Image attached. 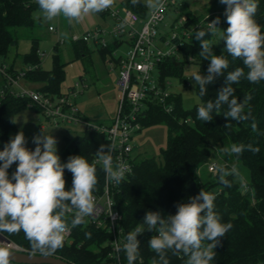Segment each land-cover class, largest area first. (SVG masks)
Returning <instances> with one entry per match:
<instances>
[{"label": "trees", "instance_id": "16d2710c", "mask_svg": "<svg viewBox=\"0 0 264 264\" xmlns=\"http://www.w3.org/2000/svg\"><path fill=\"white\" fill-rule=\"evenodd\" d=\"M121 6L131 9L140 17H145L148 12L142 0H138L136 4H133L132 0H123ZM177 7L175 6V10H178ZM37 9L39 7L36 0H0V60L5 61L8 49L17 45L15 29L31 30L36 27L33 12ZM206 14H212L210 17L212 21L220 17V23L217 25L219 30L222 31L228 27L224 12L217 10ZM186 16V26L201 21L199 17ZM256 20L264 31V0L259 2ZM58 42L53 46L50 69H42L40 66L36 38H32L30 50L24 54L20 67V69L24 66L27 68L26 81L37 83L38 87L35 89L52 97L61 95V84L65 78L66 62H63L60 57ZM70 43L76 58H81L82 62L85 61V64L89 65L91 63L89 45L82 41L70 40ZM114 47L109 45L105 48H96L104 56L107 53L111 54ZM200 52V42L194 40L191 35L186 40H182L179 45L180 55L166 57L158 64L163 86L170 77H176L183 83L187 82L182 74L184 63L188 60L198 65L197 72L202 75L207 74L210 60L202 58ZM213 53L224 54L223 50H218L214 46ZM228 59L229 68L223 75L216 77L213 83L207 85V91L203 97L199 96L197 82L195 92L199 102L192 108L184 109L180 95L172 92L168 99L174 106L171 113H166L159 103L148 102L145 115L141 118L142 128L152 124H164L167 128L166 146L161 150L162 161L157 162L153 157L139 161L134 159L132 173L119 184L115 203L121 214V226L125 236L128 231L140 224L147 212L160 210L167 215L174 214L178 203L186 201L190 196H195L201 190L207 192L216 188L213 193L216 196L214 202L216 211L221 214L223 221L231 222L233 228L221 238L213 264H264V81L251 83L242 77L238 84L233 85L238 102L249 95L252 97L250 101H247L244 109V112L250 113V116L243 122L226 118L223 115V112L227 110L226 105L219 113L213 112L212 121L203 122L197 118L196 114L199 104L209 100L214 101L217 98L226 84L228 72L241 67L246 76L248 69L241 59L233 60L231 57ZM16 69L14 63L9 64L10 72L14 73ZM3 82L4 79H1L0 83ZM9 89H6L4 95L0 97V149L9 140V133L16 129L14 121L16 113L26 107L40 112L36 106L29 104L30 100L27 97L16 95ZM81 117L87 120L83 114ZM186 119L189 121H185ZM252 124L256 127L253 128ZM234 143L252 144L259 151L253 152L246 149L239 155L223 152L224 147H230ZM101 145L104 146L105 152L109 151L105 134L85 128L69 140L68 146L60 155L61 162H66L71 155H83L90 162L94 161ZM214 155L221 158V162H215L216 164H223L226 169L232 167L238 169V176L226 177L229 181L228 185L220 182L216 173H210L207 170V164L213 162L211 156ZM96 165L98 176L96 189L100 190L103 185V168ZM64 175L66 190H68L71 187L72 174L69 170H65ZM241 178L248 183L247 191H242ZM72 215L73 213H69V218ZM1 234L29 253L43 254L33 250L32 242L26 238L22 230L17 233ZM154 234H156L154 231L147 229L142 234H138L137 239L141 242L138 258L142 260L139 264H152L155 253L149 248L148 241ZM70 238V243L64 241L63 247L48 255L59 257L70 264H108L112 260L109 243L111 235L106 229L96 227L85 219L83 224L71 228ZM121 256L122 261L126 262L123 251ZM169 259L171 264H185L187 258L169 253Z\"/></svg>", "mask_w": 264, "mask_h": 264}, {"label": "clouds", "instance_id": "9594fccd", "mask_svg": "<svg viewBox=\"0 0 264 264\" xmlns=\"http://www.w3.org/2000/svg\"><path fill=\"white\" fill-rule=\"evenodd\" d=\"M162 0H149V7L155 9L161 6ZM260 0H219L225 5L224 16L228 27L220 33L224 42L221 55L213 53L211 39L204 37L211 33L220 23V17L211 22L212 27L196 30L195 39L200 41V56L209 59L207 74L193 72L192 77L199 85V96L203 97L207 85L224 74L229 68V59H241L248 69L236 67L227 73L226 84L214 101H207L197 106V118L203 122L213 120V112H223L226 118L236 122L248 119L250 113H245L247 101L251 96L238 102L234 94V84L242 77L251 83L264 81V31L256 20ZM43 14L44 21H52L63 16L71 21L79 19L88 13H100L110 8L113 0H36ZM133 4L138 0H132ZM123 27V25H121ZM255 128L256 125L252 124ZM34 149L26 146L23 131L17 132L0 149V233H17L21 230L32 242L33 250L44 255L63 247L67 233L84 223L85 217L95 214L97 205L94 192L98 184L96 161H91L83 155H71L66 162H61L58 155V141L53 135H34ZM258 152L252 144H232L224 147L226 154L239 155L245 150ZM97 159L102 162L106 181L119 185L124 179L129 166L123 162H114L111 150L104 151L101 145L97 150ZM15 163V170L9 169ZM65 170L72 174L71 187L66 190ZM220 182L229 184L227 176H238L236 167L226 169L223 164L214 166ZM216 196L201 190L195 196L176 205V212L167 216L160 210L149 211L143 217V222L128 231L120 250L126 256L127 264H136L140 256L141 242L137 239L145 229L154 231L148 241V246L155 256L152 264H171L169 253L174 256L186 257L185 264H213L216 249L232 228L231 222L223 221L216 211ZM73 213L69 218L68 214ZM113 215H116L113 213ZM89 235V233H86ZM14 253L6 242H0V264H12Z\"/></svg>", "mask_w": 264, "mask_h": 264}, {"label": "built area", "instance_id": "2783aa9c", "mask_svg": "<svg viewBox=\"0 0 264 264\" xmlns=\"http://www.w3.org/2000/svg\"><path fill=\"white\" fill-rule=\"evenodd\" d=\"M172 5L177 7L181 4L177 3V0H162L161 6L155 9L149 8L145 17H140L125 6L110 7L100 12L103 17L111 21L108 27L91 29L79 37L70 36V40L73 42L92 43L98 48H105L110 44L115 46L111 54L108 55L111 57L109 59L111 69L116 71L120 95L116 113L110 123H93L81 117L82 114L76 107L75 99L82 92L81 88L86 87L82 80L66 90H62L61 95L52 97L37 89L23 87L20 81L25 80L27 68H17L16 72L12 73L9 71V64L2 60H0V80L4 79V82L0 83V97L4 95L6 89L10 88L9 90L14 94L27 97L30 100L29 104L36 106L40 114L54 125L83 122L86 128L104 133L114 162H123L129 166L124 177L126 178L132 173L134 165L132 138L142 129L141 118L145 115L148 102L159 103L166 113H171L174 109L173 103L168 101L171 92L167 90L166 86L169 83L165 81L164 86L161 83L158 64L166 57L180 55L179 45L182 40L190 37L192 30L212 27L210 19L212 14H205L199 23L186 26L187 16L174 10L178 16L172 23L171 32L161 34L158 31V26ZM49 30H53V28L49 26ZM60 41L64 42V39ZM124 41L128 44L125 55L113 57L116 48ZM37 53L40 58L44 55L39 50ZM185 121H189V119ZM94 161L102 167V162L97 157L94 158ZM215 165H217L215 162L208 163V172L215 173ZM240 185L242 191L249 189L244 178L240 179ZM118 192L119 185L107 182L103 170L102 188L96 189L94 192L97 205L95 214L85 217L89 223L106 229L111 235L109 243L112 260L108 264H127V261H122V250H120L125 236L121 226V214L115 203V196ZM70 235L71 229L65 237V242H71ZM12 244H10L11 247L20 249L17 245L13 244L12 246ZM141 261V258H138L136 264Z\"/></svg>", "mask_w": 264, "mask_h": 264}, {"label": "rangeland", "instance_id": "374dc122", "mask_svg": "<svg viewBox=\"0 0 264 264\" xmlns=\"http://www.w3.org/2000/svg\"><path fill=\"white\" fill-rule=\"evenodd\" d=\"M147 8L149 7V0H142ZM123 0H113L111 8H117L122 5ZM177 3L181 5L177 7L178 12L184 15L202 17L209 12H215L216 10L223 11L225 5L219 3V0H177ZM175 6H170L167 10L163 21L158 26V31L161 34H169L172 23L177 18L178 14L174 12ZM33 17L37 23L33 29L20 28L15 29L17 35V45L8 49L5 61L8 64L14 63L15 67L20 68L22 66V60L25 53H28L31 47L32 38L38 40V50L43 52L44 55L40 58V66L42 69H50L52 64L53 46L58 42V50L63 62H66L65 66V78L61 84V89L64 91L68 87H71L76 82H82L86 87H82V92L78 94L75 99V104L78 109L84 112L85 108L97 109L103 112V116L90 118L89 122L107 124L111 121L116 113L117 103L119 99V89L117 85L116 71L111 69V58L108 53L104 56L101 55L96 46L89 43L91 50L90 58L91 63L89 65L82 62L81 58H76L72 46L70 43V36H81L84 32L94 28H106L111 24V21L103 17L101 13H88L83 15L79 21H69L67 18L61 16L56 17L52 21H44L43 14L40 9L33 12ZM49 26L53 30H49ZM195 29L192 30L191 36L195 39ZM214 35L208 33L204 39H211L213 46L218 50L224 49V42L220 40L221 30L214 29ZM64 39V42L60 40ZM110 40V39H108ZM200 42V41H199ZM111 45V44H110ZM128 50V44L124 41L115 50V55L124 56ZM24 66V65H23ZM25 67V66H24ZM198 65L190 60L184 63L182 76L189 83L180 82L176 77L167 78L169 85L166 86L169 92L179 94L181 97V104L184 109H190L194 104L199 102V98L195 92L197 82L192 77L193 72H197ZM20 84L28 89H35L38 87L37 83H31L26 80H21ZM31 110L30 107H26L19 111L18 114H24L23 111ZM33 110V109H32ZM39 118L46 125L45 135H53L57 141L58 155L60 156L62 151L69 144V140L80 134L86 127L83 122L77 124H58L54 125L48 122L41 114ZM167 128L164 124H152L143 127L139 132L133 135V157L139 161L143 158L153 157L157 162L162 161L161 150L166 146ZM213 162L220 163L221 158L217 155L211 156ZM206 173V169H204ZM204 173V174H205ZM216 188L210 189L207 192L214 193ZM162 215L167 216L162 212ZM143 222H140V224ZM14 244V243H13ZM22 249V248H20ZM23 250V249H22Z\"/></svg>", "mask_w": 264, "mask_h": 264}, {"label": "crops", "instance_id": "0c3cea01", "mask_svg": "<svg viewBox=\"0 0 264 264\" xmlns=\"http://www.w3.org/2000/svg\"><path fill=\"white\" fill-rule=\"evenodd\" d=\"M79 111L86 117L87 120L89 119V117L90 118H96V117L99 118V117L103 116V112H100L94 108L89 109L86 107L84 112H82L80 109H79ZM23 113L24 114H18L17 116L15 115L14 121L16 124V129L9 133V139L12 136H14L17 132L23 131L25 138H26V141H27L26 146L29 149H34L35 145L32 142V137L34 135H40L42 133L45 134L46 125L41 121V118H39L40 112H38L34 108H31L30 111L29 110L23 111ZM113 118L111 119V121L113 120ZM15 167H16V165L14 163L12 165V167L9 169V172L11 173V171L15 170Z\"/></svg>", "mask_w": 264, "mask_h": 264}, {"label": "water", "instance_id": "95a60500", "mask_svg": "<svg viewBox=\"0 0 264 264\" xmlns=\"http://www.w3.org/2000/svg\"><path fill=\"white\" fill-rule=\"evenodd\" d=\"M0 242H6L7 246L14 253L12 263L16 264H70L67 261L53 256L44 254L29 253L22 249L11 247V240L0 233Z\"/></svg>", "mask_w": 264, "mask_h": 264}, {"label": "bare ground", "instance_id": "6f19581e", "mask_svg": "<svg viewBox=\"0 0 264 264\" xmlns=\"http://www.w3.org/2000/svg\"><path fill=\"white\" fill-rule=\"evenodd\" d=\"M12 246H13V244H12Z\"/></svg>", "mask_w": 264, "mask_h": 264}]
</instances>
